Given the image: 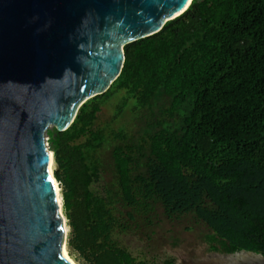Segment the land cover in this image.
Listing matches in <instances>:
<instances>
[{
	"label": "trees",
	"instance_id": "16d2710c",
	"mask_svg": "<svg viewBox=\"0 0 264 264\" xmlns=\"http://www.w3.org/2000/svg\"><path fill=\"white\" fill-rule=\"evenodd\" d=\"M124 54L104 93L64 131L47 130L68 245L90 264H146L112 233L127 229L124 207L160 201L168 217L193 213L211 229L209 252L264 255V0H192ZM117 95L112 121L130 106L135 136L96 123ZM109 140L115 189L101 185Z\"/></svg>",
	"mask_w": 264,
	"mask_h": 264
},
{
	"label": "water",
	"instance_id": "95a60500",
	"mask_svg": "<svg viewBox=\"0 0 264 264\" xmlns=\"http://www.w3.org/2000/svg\"><path fill=\"white\" fill-rule=\"evenodd\" d=\"M191 2L0 0V264H73L62 250L47 130L67 129L119 76L124 46ZM193 264H264V255L216 252Z\"/></svg>",
	"mask_w": 264,
	"mask_h": 264
},
{
	"label": "rangeland",
	"instance_id": "374dc122",
	"mask_svg": "<svg viewBox=\"0 0 264 264\" xmlns=\"http://www.w3.org/2000/svg\"><path fill=\"white\" fill-rule=\"evenodd\" d=\"M118 101L119 95L102 106L96 121L97 125L107 126L113 132L123 126L129 136L137 135L140 127L139 115L131 112L130 106L119 118L112 121ZM46 137L48 139L47 135ZM115 142L117 141L109 140L98 153L106 167L101 185L108 187L111 185L112 189L116 188L115 174L112 173L113 167L109 163L111 162V149ZM47 143L50 147L49 140ZM56 168L57 164L54 161L53 172ZM60 194L62 195L61 186ZM123 211L125 215L122 216V222L127 223V229L124 230L119 226L114 228L112 238L138 261H144L146 264H166L165 259L173 258L172 264H193L194 262L200 263L209 255L216 253L208 251L205 241V235L211 233V229L204 222L197 220L193 213L168 217L160 201H151L147 212L137 211L130 207H124ZM129 212L133 217H127ZM116 214L119 215L117 212ZM64 220L65 243L69 256L76 264H90L85 257L68 245L71 227L65 216Z\"/></svg>",
	"mask_w": 264,
	"mask_h": 264
},
{
	"label": "bare ground",
	"instance_id": "6f19581e",
	"mask_svg": "<svg viewBox=\"0 0 264 264\" xmlns=\"http://www.w3.org/2000/svg\"><path fill=\"white\" fill-rule=\"evenodd\" d=\"M53 164H54V155H53V152L50 150V161H49L48 169L50 171V174H51V177H52V180H53V184H54V187H55L56 198H57V201H58V204H59V208H60V211H61V213L63 215V211H62V195L60 194V186H59V183L54 178V174H53ZM63 221H64V226H65L64 216H63ZM65 229L66 228L64 227V230ZM62 250H63L64 257H66L73 264H76V262L68 254L65 241H64L63 249Z\"/></svg>",
	"mask_w": 264,
	"mask_h": 264
},
{
	"label": "built area",
	"instance_id": "2783aa9c",
	"mask_svg": "<svg viewBox=\"0 0 264 264\" xmlns=\"http://www.w3.org/2000/svg\"><path fill=\"white\" fill-rule=\"evenodd\" d=\"M48 139H47V137H46V141H47Z\"/></svg>",
	"mask_w": 264,
	"mask_h": 264
}]
</instances>
